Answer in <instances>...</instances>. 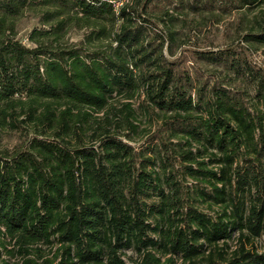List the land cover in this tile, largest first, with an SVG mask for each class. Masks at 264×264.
<instances>
[{
    "label": "trees",
    "instance_id": "16d2710c",
    "mask_svg": "<svg viewBox=\"0 0 264 264\" xmlns=\"http://www.w3.org/2000/svg\"><path fill=\"white\" fill-rule=\"evenodd\" d=\"M158 1L128 0L116 11L109 0H0V126H16V107L25 105L29 118L49 129L0 151V264H127L120 250L129 248L138 264H160L168 253L195 264L205 242H225L233 230L240 242L231 259L209 252L198 264H264V253L242 241L247 233L264 234L262 117L221 86L193 98L192 77L179 59L167 60L162 50L154 55L171 39L159 31L152 37L158 45L147 41L148 9ZM38 5L47 9L41 18L47 26L29 33V47L15 37V19ZM70 23L90 30L86 47L62 41ZM242 38L264 44V30ZM241 56L233 49L197 54L246 74L264 100V74ZM154 63V70L142 68ZM141 95L143 109L159 110L161 125L177 138V154L187 162L183 172L209 186L197 195L221 206L217 216L177 195L170 143L139 151L128 143L133 137L121 130L137 132L131 102ZM256 128L250 160L241 147ZM193 143L218 152V171L197 159L201 151H192ZM246 194L253 196L249 205ZM54 244L59 259L38 263L41 245ZM4 255H17L19 263Z\"/></svg>",
    "mask_w": 264,
    "mask_h": 264
},
{
    "label": "rangeland",
    "instance_id": "374dc122",
    "mask_svg": "<svg viewBox=\"0 0 264 264\" xmlns=\"http://www.w3.org/2000/svg\"><path fill=\"white\" fill-rule=\"evenodd\" d=\"M160 3V4H159ZM158 6L149 8L147 17L153 21L152 30L149 33L147 41L159 44L160 40H153L155 32L161 31L166 35L170 34L171 39L167 42L163 41L162 48L155 49V56L159 55V50L167 60L179 59V66L186 70L192 77L191 89L189 92L196 99L197 93L202 92L209 95L210 87L221 86L228 89L232 93H238L242 97V102L251 113L255 116H261V121L264 122V100L256 95L254 85L249 80L246 74H237L235 71L213 63H207L197 57L201 51H217L225 49H233L241 52V60L248 62L253 67L259 69L264 74V44L245 41L242 37L248 32H256L264 30V0H159ZM46 8L38 5L26 8L15 19V37L24 45L32 47L34 43L29 39V33L33 29L44 28L47 25L41 23L43 13ZM90 30L85 27L68 24L67 31L62 41L68 46L86 47L85 36ZM159 47V46H158ZM169 51H172L171 55ZM157 64L143 65V69L154 70ZM204 87V88H203ZM143 95L133 98L131 105L135 111V123H137V132L121 130L123 133L129 132L133 137L128 140L136 151L145 147L148 143H158L164 140L170 143L172 154L175 156L174 176L180 179V188L177 195L182 198L184 204L186 201L192 203L199 211L207 213L213 217L221 212V206L212 202V200H199L198 191L201 187L206 186L204 182H198L190 177L183 167L187 162L182 160L181 155L177 152L180 150V145H177V138H171L170 132L161 125L159 110L151 106L144 110L142 105ZM145 103V102H144ZM40 109H38L39 112ZM17 116L14 123L16 126L5 125L0 126V151L11 152L20 147L22 143L34 131H39L41 128L49 133V129L45 127L42 121H36L29 118L27 107H16ZM44 125V126H43ZM39 136L41 134L38 133ZM259 138L258 129L253 131V139L244 143L241 151L244 157L253 160L256 152L253 149L255 141ZM125 140V139H124ZM200 148V153L197 159L203 160L205 166L218 171L219 164L217 157L219 154L216 150H203L201 146L193 143L192 151H197ZM210 151H214L216 155H212ZM260 158L264 161V154ZM240 165H245L239 159ZM194 165V164H193ZM195 166V165H194ZM209 186H206V190ZM255 196V193L252 194ZM252 195H247L245 198L246 205L253 202ZM247 233V230H244ZM248 238H242L246 249H256L257 252L264 253V234L252 236L247 233ZM1 237V235H0ZM8 240V239H6ZM239 232L233 230L231 236L225 239V242L219 241L217 245H209L204 243L205 252L199 255L194 263H202L209 252H212L214 257L219 261L227 262L234 255V252L239 245ZM11 247V246H9ZM57 244L52 246L41 245L42 257L38 258V263L46 258H54V263L59 259L54 257ZM219 252L222 256L219 255ZM155 253H157L155 251ZM120 255L127 264H138L139 255L133 249H121ZM10 262H18V256L13 257L4 255ZM167 257L172 260L168 261ZM191 264L188 261H183L178 255L165 254L161 256L160 264Z\"/></svg>",
    "mask_w": 264,
    "mask_h": 264
},
{
    "label": "built area",
    "instance_id": "2783aa9c",
    "mask_svg": "<svg viewBox=\"0 0 264 264\" xmlns=\"http://www.w3.org/2000/svg\"><path fill=\"white\" fill-rule=\"evenodd\" d=\"M109 1L112 3L114 9L117 11L119 7H121L128 0H109Z\"/></svg>",
    "mask_w": 264,
    "mask_h": 264
}]
</instances>
